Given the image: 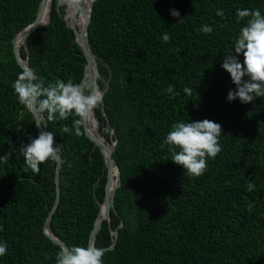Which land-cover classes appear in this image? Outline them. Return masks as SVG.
I'll list each match as a JSON object with an SVG mask.
<instances>
[{"label":"trees","instance_id":"obj_1","mask_svg":"<svg viewBox=\"0 0 264 264\" xmlns=\"http://www.w3.org/2000/svg\"><path fill=\"white\" fill-rule=\"evenodd\" d=\"M40 1L0 0V157L38 135L11 85L23 70L12 39L32 22ZM62 7L51 0L48 23L29 35L27 51L20 47L46 84L80 83L84 74L85 57ZM238 8L264 15V0H94L88 41L106 115L100 104L94 111L101 135L116 141L112 154L120 170L114 209L94 240L95 247L108 248L116 231L104 264H264V98L228 102L235 86L220 66L247 20L237 21ZM202 25L213 31L200 32ZM169 85L179 93L175 98L165 91ZM46 115L45 130L62 145L51 230L66 246L86 247L105 194L104 158L83 124L81 135L61 131L77 117L47 122ZM204 119L222 126L221 151L193 177L160 144L173 123ZM25 167L18 151L8 163L0 161V242L8 246L0 264H55L60 246L43 232L55 198V159L41 164L37 175Z\"/></svg>","mask_w":264,"mask_h":264},{"label":"clouds","instance_id":"obj_2","mask_svg":"<svg viewBox=\"0 0 264 264\" xmlns=\"http://www.w3.org/2000/svg\"><path fill=\"white\" fill-rule=\"evenodd\" d=\"M82 3L83 0H58L59 5L73 10H77ZM170 15L178 18L180 13L173 9L170 10ZM216 15L223 18L224 10H216ZM236 17L238 22L245 18L247 20L234 40L233 50L223 56L220 66L229 74L235 86L228 91L226 100L232 102L238 99L241 103L248 104L257 98H264V15L259 9L238 8ZM198 30L204 34L213 31L209 25H202ZM162 39L168 42L170 35L165 33ZM11 87L18 103L24 109L37 116L46 113L47 122L77 117L72 121L71 127L64 126L61 129L63 133L74 130L76 135H81V125L102 100L101 95L91 90L87 82L74 83L71 79L67 82L55 79L46 84L33 69L27 67L17 74ZM165 91L172 94L170 98H175L179 94L172 85H169ZM183 92L191 96L192 89L185 87ZM35 124L41 129H46V124L40 120L35 121ZM222 132L219 123L208 119L179 121L171 125L160 147L168 146L170 160L181 166L188 175L199 177L207 169V160L215 159L220 153L219 141ZM54 137L52 131L42 130L35 137L29 136V142L22 143L19 148L10 145L9 151L0 157V161L8 163L9 157L18 151L26 165L24 171L30 169L34 175H37L41 164L55 159L61 152L62 145L55 144ZM246 188L252 191L255 185L249 182ZM251 208L252 205L249 204L248 210L251 211ZM7 247L5 242H0V256L6 255ZM104 254L103 249L91 244L86 247L60 246L55 264H104Z\"/></svg>","mask_w":264,"mask_h":264},{"label":"water","instance_id":"obj_3","mask_svg":"<svg viewBox=\"0 0 264 264\" xmlns=\"http://www.w3.org/2000/svg\"><path fill=\"white\" fill-rule=\"evenodd\" d=\"M46 2L47 0L40 1L36 15L34 19L32 20V22L28 24L25 28H23L21 31H19L12 39L14 56L16 58L17 63L21 66L22 69L26 67L30 68V65L28 61V54L26 56V59H23L20 56V47L23 46L27 51V39L29 35L32 32H34L38 27L46 25L48 23L49 18H50V11H51V0H50L48 19L46 22L41 21V14L45 8ZM84 2L86 4L85 5L86 7L85 9H83V12L84 11L85 12L87 11V12L84 15V17L82 16L83 18H82L81 24L76 26L74 25L73 20L69 21L67 17L70 15V8L68 7H65L63 18L67 26L73 30L76 41L80 45L82 49V53L85 57L84 74H83V78L81 82L87 81V83L91 86V90L97 91L103 99V94H104L105 89L100 90L99 88L98 80L100 79V76H99L98 65L95 59V55L92 52L89 41H88V29L87 28H88V23L90 21V12H91V8H92V4L94 0H84ZM77 10L79 11V13H81L80 8H78ZM107 87H108V82L106 81V88ZM100 105H101L102 114L106 115L104 107H103V100H101ZM32 115H33L34 121L42 120L41 116H37L34 113H32ZM93 119L95 120V123L93 122ZM107 124L110 128V132L113 133V129L110 127L108 120H107ZM83 126L85 130V134L99 147L103 155L104 162H105L106 169H107L106 183H105V188H104V191H105L104 198H103V201L99 203V212H98V215L95 219L94 225L89 235L88 245L89 244L94 245L96 234L103 220H109L110 210L114 209V194H115L116 188L120 184V170L112 154L116 141L114 140V142L108 143L106 139L101 135L100 130H99V120L94 110L91 116L83 122ZM36 128H37L38 134L42 130H45L37 126ZM55 163H56L55 173H54L55 198H54L52 206L48 208V212L45 217L44 224H43V232L54 243L58 244L59 246H66L64 241L60 240L57 236H55L51 230L52 215L54 211L56 210L59 199H60V175L59 173L62 167V158L59 154L55 158ZM114 168L117 170L116 184L113 187H110L111 181L113 178L112 172ZM102 209H104L103 214H102ZM115 238H116V231H114V239H113L112 245L109 246L108 248L114 247ZM108 248H102V249L106 250Z\"/></svg>","mask_w":264,"mask_h":264},{"label":"bare ground","instance_id":"obj_4","mask_svg":"<svg viewBox=\"0 0 264 264\" xmlns=\"http://www.w3.org/2000/svg\"><path fill=\"white\" fill-rule=\"evenodd\" d=\"M85 7H81V10H80L81 13H79V14H78V10H73V9L70 8V15L67 17L69 19V21L73 20L74 25H76V26L81 24L82 18L84 17V15L87 12V11L83 12V9H85ZM49 8H50V0H47V2L45 4V8H44V10L42 11V14H41V21L42 22H46L47 21L48 15H49ZM71 11H72V13H71ZM82 13H83V15H82ZM93 122L95 123L94 119H93ZM112 175H113V178H112L110 187H113L116 184L117 170L115 168H114V170L112 172ZM103 213H104V209H102V214Z\"/></svg>","mask_w":264,"mask_h":264},{"label":"rangeland","instance_id":"obj_5","mask_svg":"<svg viewBox=\"0 0 264 264\" xmlns=\"http://www.w3.org/2000/svg\"><path fill=\"white\" fill-rule=\"evenodd\" d=\"M85 2H84V0H83V3L79 6V8H80V10H81V7H85ZM63 6V5H62ZM62 8H64V6L62 7ZM78 14H79V11H78Z\"/></svg>","mask_w":264,"mask_h":264}]
</instances>
